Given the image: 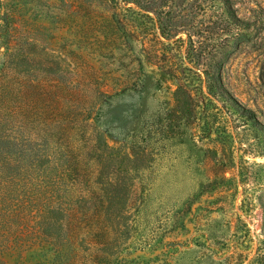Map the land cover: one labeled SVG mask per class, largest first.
I'll return each instance as SVG.
<instances>
[{"label": "rangeland", "instance_id": "obj_1", "mask_svg": "<svg viewBox=\"0 0 264 264\" xmlns=\"http://www.w3.org/2000/svg\"><path fill=\"white\" fill-rule=\"evenodd\" d=\"M257 1L0 0V264H264Z\"/></svg>", "mask_w": 264, "mask_h": 264}, {"label": "trees", "instance_id": "obj_2", "mask_svg": "<svg viewBox=\"0 0 264 264\" xmlns=\"http://www.w3.org/2000/svg\"><path fill=\"white\" fill-rule=\"evenodd\" d=\"M219 1L222 4V6L224 7V9L229 12L230 16L228 17L227 21H229L233 26H237V28L248 29V28L253 27V26L256 27L257 25L255 26V24L260 23L259 20H260L261 14L259 12L255 13L254 11H252L254 15H251L249 17H241V18L237 17V12L240 9V6L241 5H242V7L246 6V5L248 6V0H245V1H243V0H219ZM257 3H256L257 9L259 11L263 12L264 10H262L263 8L261 7L262 6L261 3L258 1H257ZM243 9L250 11V9H248V7H244ZM254 27H253V29H254ZM162 34L164 35L163 31H162ZM238 37H240V36H238ZM261 68H263V67H261ZM211 80H212L213 85H211V83H208V85H207L209 92H211V90H213V92L216 96H218V97L220 96L221 98L226 100L227 97L225 96V93H226L225 92V83L223 81V76H222L221 71L214 73ZM258 81H259V86L261 85L260 87L262 88V86H264V70L260 71V74L258 76ZM211 88H213V89H211ZM246 112L251 113L250 110H246ZM251 264H253V262Z\"/></svg>", "mask_w": 264, "mask_h": 264}]
</instances>
